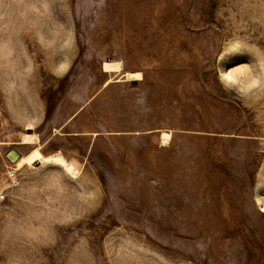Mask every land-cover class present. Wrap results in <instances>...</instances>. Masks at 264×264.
<instances>
[{
    "label": "rangeland",
    "instance_id": "rangeland-1",
    "mask_svg": "<svg viewBox=\"0 0 264 264\" xmlns=\"http://www.w3.org/2000/svg\"><path fill=\"white\" fill-rule=\"evenodd\" d=\"M0 264H264V0H0Z\"/></svg>",
    "mask_w": 264,
    "mask_h": 264
},
{
    "label": "bare ground",
    "instance_id": "bare-ground-1",
    "mask_svg": "<svg viewBox=\"0 0 264 264\" xmlns=\"http://www.w3.org/2000/svg\"><path fill=\"white\" fill-rule=\"evenodd\" d=\"M168 138V134L163 132L162 139L166 140ZM19 159V160H18ZM14 163H12L16 170L28 166L33 167L36 165V162L43 165L48 162H60L62 156L59 153H53L50 155L41 156L37 150H31L28 153L22 154ZM63 170L70 177H77L79 169L76 167L73 161H68L63 165Z\"/></svg>",
    "mask_w": 264,
    "mask_h": 264
},
{
    "label": "water",
    "instance_id": "water-1",
    "mask_svg": "<svg viewBox=\"0 0 264 264\" xmlns=\"http://www.w3.org/2000/svg\"><path fill=\"white\" fill-rule=\"evenodd\" d=\"M5 157L10 163H14L20 157V154L15 150V148H10L5 153ZM36 164H39V163L36 162Z\"/></svg>",
    "mask_w": 264,
    "mask_h": 264
}]
</instances>
